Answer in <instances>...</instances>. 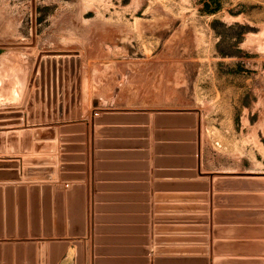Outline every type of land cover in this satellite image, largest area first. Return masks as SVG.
Wrapping results in <instances>:
<instances>
[{"label":"rangeland","instance_id":"1","mask_svg":"<svg viewBox=\"0 0 264 264\" xmlns=\"http://www.w3.org/2000/svg\"><path fill=\"white\" fill-rule=\"evenodd\" d=\"M0 68H19L12 124L22 140L35 139L32 149L29 140L28 148L24 141L18 148L35 152L25 161L54 165L56 153L40 152H54L56 141L43 136L52 140L60 132L63 183L55 181L54 166L24 168L39 186L46 182L54 192L79 184L75 193L86 195L78 181L86 177L91 129L101 161L93 175L97 189L106 177L102 168L120 155L107 153V133L127 125L125 131L144 135L149 160L158 146L154 135H170L179 154L186 153L178 162L187 169L178 175L194 181L190 188L208 191L214 178L253 180L251 191L220 181L216 189L225 194L188 195L201 203L178 209L205 213L188 216L204 223V236L195 240L205 244L215 209L216 249L225 245L237 254H218L212 264H262L264 0H0Z\"/></svg>","mask_w":264,"mask_h":264},{"label":"crops","instance_id":"2","mask_svg":"<svg viewBox=\"0 0 264 264\" xmlns=\"http://www.w3.org/2000/svg\"><path fill=\"white\" fill-rule=\"evenodd\" d=\"M24 69L20 68V70ZM18 72L19 68H0V108H11L17 104V99L20 98ZM0 113L9 114L7 117L0 118V122L8 123L0 126V163H5L0 164V171L5 174L2 178L11 179L16 172H19L20 180L17 181L25 182L24 168L54 166L58 174L55 181L63 183L58 173L59 166L62 164L59 160L61 152L58 137L60 132L57 131L56 139L52 140L48 135L43 136L45 138L43 142L56 141L57 149L54 152H40L41 157H53L52 154L56 153L54 165L40 158L36 162H28L25 160L30 156H35V152L31 150L22 153L18 148L23 147V141L25 148H28L29 140L32 149L35 142L33 134L29 139L26 134L27 136H24L25 139L22 140V136H18L19 126L12 124L17 117L12 116V111ZM121 126L122 130L112 131L105 136V139L112 143L107 146V153L119 152L120 155H116V159H113L115 161H111V164L115 165L108 166L106 169L102 168L106 177L100 179L99 182L103 185L100 189L95 188L98 181L93 176L97 170L96 164L101 162L95 158L96 149L93 141L96 137L92 129L89 130V135L87 132L90 136L91 147L85 171L86 177L78 181L84 183L87 188L85 234L81 237L65 235L38 238L30 235H8V229L12 226L7 219L6 210L4 235L0 236V264H54V259L57 257L56 264H77V255H79L80 264H212L213 258L218 254H237L231 247L225 245L218 246L220 253L216 249L214 231L218 225H215V209H211L213 219L209 224L210 232L213 234L212 239L205 244L202 240H195V237L204 236L203 229H201L204 223H201V220L188 218L195 214L203 216L205 213L191 211L187 208L178 209V206L201 203L194 198L192 200V197H187L188 195L207 192L210 199H213L216 194L220 196L226 191L223 188L222 190L216 189V183L219 184L220 181L223 184L228 183L229 186L237 183L251 191L255 184L253 180L229 181L214 178L213 181H207L209 185L211 183V189L208 191L190 188L188 184L194 181L186 176L178 175L179 169H187V164L178 162V157L186 153L179 154L181 152L178 151V147L172 145V142H177L176 140H173L170 135L164 139L154 135L153 142L158 146L152 152L154 160L153 158L149 160L145 156L146 150L149 149H146L145 145L140 142H144L146 137L125 131L127 125ZM131 140L138 142L131 144L129 142ZM162 144H165L164 147L161 146ZM106 160L110 162V155ZM26 185L30 186L31 183L27 182ZM15 186H18V183ZM8 199L7 194H3V200ZM95 205L101 206L98 213L94 210ZM103 206L105 208L102 209ZM96 216L99 217L97 220ZM184 216L187 217L183 218ZM74 224L77 225V222L74 221ZM98 231L99 234H97ZM97 236L101 237L100 241L96 239ZM78 240L81 243L80 252L78 251ZM256 254L260 253L250 255Z\"/></svg>","mask_w":264,"mask_h":264},{"label":"water","instance_id":"3","mask_svg":"<svg viewBox=\"0 0 264 264\" xmlns=\"http://www.w3.org/2000/svg\"><path fill=\"white\" fill-rule=\"evenodd\" d=\"M4 111L16 112L13 107L1 108V112ZM24 174L25 182H18L20 178L16 173L11 179L0 176V236L4 235L6 210L7 219L12 226L8 229V235H30L34 238L65 235L83 236L87 225V203L84 192L75 193L80 185L73 184L68 191L57 190L53 192L50 184L41 182L43 185L39 186V182L35 183L32 178H29L27 169L24 170ZM27 182H30L31 185L27 186ZM16 183L18 186H15ZM5 193L9 198L7 201L3 200ZM74 221L77 222V225L74 224ZM80 244L78 240L77 245ZM78 251L80 252V246ZM249 259L256 258H243V260ZM57 261L58 257L54 259V264ZM261 263H264L263 259ZM77 264H80L79 255H77Z\"/></svg>","mask_w":264,"mask_h":264}]
</instances>
